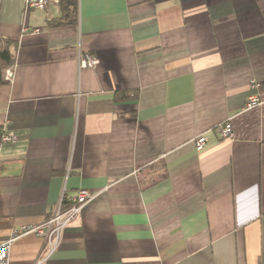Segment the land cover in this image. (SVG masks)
Masks as SVG:
<instances>
[{
  "label": "crops",
  "instance_id": "0c3cea01",
  "mask_svg": "<svg viewBox=\"0 0 264 264\" xmlns=\"http://www.w3.org/2000/svg\"><path fill=\"white\" fill-rule=\"evenodd\" d=\"M27 1L0 0L18 42L0 86V135L17 137L0 144V242L62 195H94L55 251L24 234L9 264H264V0H76L57 28L58 0ZM157 162L167 176L143 189Z\"/></svg>",
  "mask_w": 264,
  "mask_h": 264
},
{
  "label": "built area",
  "instance_id": "2783aa9c",
  "mask_svg": "<svg viewBox=\"0 0 264 264\" xmlns=\"http://www.w3.org/2000/svg\"><path fill=\"white\" fill-rule=\"evenodd\" d=\"M47 0H30L25 3V9H44L47 4ZM22 33H28L35 35L39 33V29H27L23 28ZM98 61L88 54H84L78 61V67L81 69L95 68ZM12 79V68L7 69L4 72V80L9 82ZM261 105V102L257 96H251L246 103V109H252ZM218 134L222 138H228L232 136V129L229 123H224L222 126L216 128ZM206 137L203 135L198 136L195 139V148L197 151H201L206 143ZM17 141V137L12 133H2L0 135V144H14ZM93 193L86 189L78 191L76 196L70 200V204H65L64 195L61 196L60 201L53 209L50 217L41 224H25L14 229L10 237L5 241L0 242V264H9V255L11 245L14 240L24 234H33L39 238H42L49 249V253L55 251L62 241L63 233L66 226L73 221L76 215L80 212L83 204L88 202ZM39 264V263H37Z\"/></svg>",
  "mask_w": 264,
  "mask_h": 264
},
{
  "label": "trees",
  "instance_id": "16d2710c",
  "mask_svg": "<svg viewBox=\"0 0 264 264\" xmlns=\"http://www.w3.org/2000/svg\"><path fill=\"white\" fill-rule=\"evenodd\" d=\"M60 15L46 22L48 28H57L61 26L74 25L77 21V2L76 0H58ZM18 47L16 40L3 37L0 34V86L5 84L4 72L12 68L15 63V50ZM135 96V93L133 94ZM116 100H125V93L116 92ZM145 178L139 180L140 186L145 189L150 187L167 176L165 167L161 162L154 163L145 168Z\"/></svg>",
  "mask_w": 264,
  "mask_h": 264
}]
</instances>
